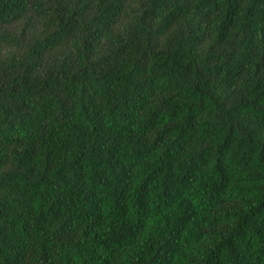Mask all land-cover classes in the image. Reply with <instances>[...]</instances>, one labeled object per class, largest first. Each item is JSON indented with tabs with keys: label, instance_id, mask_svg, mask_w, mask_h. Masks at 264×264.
I'll return each mask as SVG.
<instances>
[{
	"label": "trees",
	"instance_id": "1",
	"mask_svg": "<svg viewBox=\"0 0 264 264\" xmlns=\"http://www.w3.org/2000/svg\"><path fill=\"white\" fill-rule=\"evenodd\" d=\"M0 264H264V0H0Z\"/></svg>",
	"mask_w": 264,
	"mask_h": 264
}]
</instances>
